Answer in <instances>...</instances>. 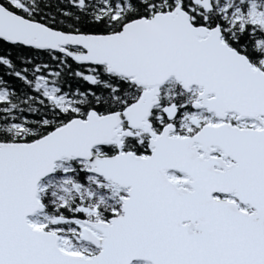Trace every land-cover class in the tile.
Instances as JSON below:
<instances>
[{"label": "snow or ice", "instance_id": "snow-or-ice-1", "mask_svg": "<svg viewBox=\"0 0 264 264\" xmlns=\"http://www.w3.org/2000/svg\"><path fill=\"white\" fill-rule=\"evenodd\" d=\"M0 264H264V0H0Z\"/></svg>", "mask_w": 264, "mask_h": 264}]
</instances>
